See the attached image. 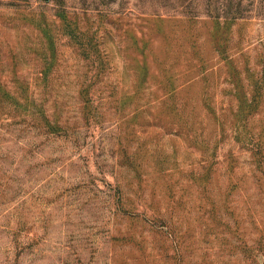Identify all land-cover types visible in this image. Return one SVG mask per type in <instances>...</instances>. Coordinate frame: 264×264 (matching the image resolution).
I'll use <instances>...</instances> for the list:
<instances>
[{
	"label": "rangeland",
	"instance_id": "1",
	"mask_svg": "<svg viewBox=\"0 0 264 264\" xmlns=\"http://www.w3.org/2000/svg\"><path fill=\"white\" fill-rule=\"evenodd\" d=\"M0 264H264V0H0Z\"/></svg>",
	"mask_w": 264,
	"mask_h": 264
}]
</instances>
